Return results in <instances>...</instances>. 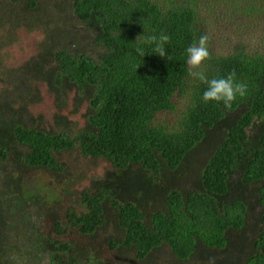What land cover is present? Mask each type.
Listing matches in <instances>:
<instances>
[{"label":"trees","instance_id":"obj_1","mask_svg":"<svg viewBox=\"0 0 264 264\" xmlns=\"http://www.w3.org/2000/svg\"><path fill=\"white\" fill-rule=\"evenodd\" d=\"M200 2H0V27L13 20L45 31L33 56L5 71L0 61V170L17 169L14 184L26 172L56 178L58 155L73 151L115 170L80 192L84 212L66 209L63 225L51 217L47 239L39 229L23 236L32 241L23 259L101 264L90 241L112 223L120 238L105 240L108 248L132 250L138 261L163 245L186 262L236 244L238 258L211 264H264V44L215 53ZM39 85L59 111L49 128L29 111ZM66 97L72 113L83 107L81 126L60 113ZM206 140L210 152L186 189L180 168ZM158 200L161 208L145 213ZM249 218L253 234L233 243L229 234H243ZM4 227L0 212V264H9L16 248Z\"/></svg>","mask_w":264,"mask_h":264},{"label":"rangeland","instance_id":"obj_2","mask_svg":"<svg viewBox=\"0 0 264 264\" xmlns=\"http://www.w3.org/2000/svg\"><path fill=\"white\" fill-rule=\"evenodd\" d=\"M0 2L8 3L9 0H0ZM198 8L199 20L203 23L210 46L215 53L227 52L235 42L242 43L251 50L264 44V0H201ZM20 25L16 26L15 22L13 23L11 20L10 24L6 21L0 27V39L4 44L0 48L2 71L14 68L33 56L38 44L44 38L43 28H30L29 26L27 30ZM47 25L49 26L51 23ZM38 87L41 99L30 107L29 111L35 116H41L43 122L41 125L43 128H49L52 127L53 114L59 111H56L53 105V96L40 85ZM63 102L66 107L60 113L81 126L83 107H79L76 113H72L70 97L64 98ZM211 146L212 141L206 140L185 158L180 168L183 178L186 179L182 187L186 189L191 187V182L206 161ZM58 160L64 165V170L56 178L40 172H26L21 173L14 184L11 178L14 179L18 170L12 169V167L0 170V212L5 220L4 231L9 234L6 245L16 248H11L7 252L9 264H31V258L23 259V256L25 246L31 244L32 241H23V236L31 235L32 232L39 229L41 235L47 236V239L52 235V216L63 225L64 221L60 219L66 209H73L77 213L84 212V207L80 203V192L84 189L93 191L96 183H101L104 180L106 173L115 172L105 160L82 157L76 151L63 152L58 155ZM149 203L151 202H148L143 208L145 213L152 210L150 206L161 208L159 200L153 201L152 204ZM255 224L257 225L255 220L249 218L246 223V231L243 234L230 233L229 238L233 243L236 242L234 239L236 235L241 238L245 236V240L249 239L253 234L252 226ZM119 238L120 234L115 231L112 223H108L103 230H99L95 234L94 240L90 241L97 249L96 256L101 259V264H211V262L220 261L222 258L234 261L238 258V252L241 250V248L237 249L238 252L235 250L236 244L234 248L227 245L224 252L202 250L200 254L190 260L179 262L168 247L163 245L153 250L143 260L138 261L132 250L118 247L108 248L105 240L117 241ZM82 239L84 238L79 237L78 243H88L87 239L81 241ZM80 244L78 245L80 246ZM13 251L17 252L11 254ZM209 256L212 257V260L208 258ZM45 263L44 256L38 264Z\"/></svg>","mask_w":264,"mask_h":264}]
</instances>
